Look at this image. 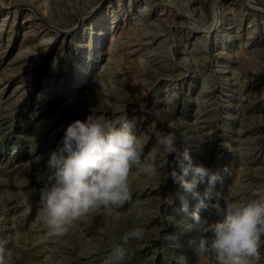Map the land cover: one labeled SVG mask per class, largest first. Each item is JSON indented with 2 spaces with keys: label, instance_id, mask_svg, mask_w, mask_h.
I'll use <instances>...</instances> for the list:
<instances>
[{
  "label": "rangeland",
  "instance_id": "rangeland-1",
  "mask_svg": "<svg viewBox=\"0 0 264 264\" xmlns=\"http://www.w3.org/2000/svg\"><path fill=\"white\" fill-rule=\"evenodd\" d=\"M10 1L0 0V264H103L136 226L145 236L131 242L124 264H216L213 254L198 257L190 245L200 235L198 226L187 227L197 201L188 194L184 210L175 195L180 186L163 179L171 164L153 177L134 169L130 201L111 215L92 210L62 237L47 234L33 189L43 186L37 176L72 122L123 114L136 122L142 159L156 133L174 131L181 154L220 173L216 189L264 199V0H207L204 9L192 0H94L98 10L76 19L66 40L50 43L56 35L40 21L39 36L25 34L34 25L24 22L27 7L16 13ZM80 1L91 0H65ZM40 4L39 15L60 17L53 0ZM232 7L242 17H229ZM227 17L234 31L224 30ZM200 215L213 219L210 209ZM261 254L264 264V247Z\"/></svg>",
  "mask_w": 264,
  "mask_h": 264
},
{
  "label": "clouds",
  "instance_id": "clouds-1",
  "mask_svg": "<svg viewBox=\"0 0 264 264\" xmlns=\"http://www.w3.org/2000/svg\"><path fill=\"white\" fill-rule=\"evenodd\" d=\"M173 127L174 123H169V128ZM28 139L34 145L35 138ZM176 139L174 131L156 133L155 146L142 159L143 145L134 119L123 114L108 117L93 113L86 120L72 122L37 176L43 186L33 189L39 197L38 214L47 226V234L64 236L94 209L102 208L111 215L114 208L131 200L130 176L134 169L153 177L160 167L171 164L163 179L171 178L180 186L182 191L175 195L183 202L184 210H188V194L197 201L190 213L192 223L187 224L189 229L198 226L200 232L190 241L197 256L211 253L216 264H261L264 199L234 198L232 189H216L220 173L194 165L188 151L179 152ZM173 154L175 159L170 161ZM202 183L206 185L203 193L198 190ZM201 209H210L213 219L202 220ZM169 221L175 223V218ZM144 236L141 226L124 232L103 264H124L134 251L131 242H139Z\"/></svg>",
  "mask_w": 264,
  "mask_h": 264
},
{
  "label": "bare ground",
  "instance_id": "bare-ground-1",
  "mask_svg": "<svg viewBox=\"0 0 264 264\" xmlns=\"http://www.w3.org/2000/svg\"><path fill=\"white\" fill-rule=\"evenodd\" d=\"M47 1V0H46ZM194 1V5L196 4L198 7H200V9H204L205 7V4L207 2V0H192ZM218 1H221V0H218ZM42 2V1H41ZM54 4L56 5L57 7V10H58V13L60 14L58 18H55L52 17L50 14L48 15V18H44L43 16L39 15V10L41 8V4H40V0H11L9 5H12V6H16V13L19 11V7H27V9H25V12L27 11L29 15H27L28 17L26 18V20L24 22H27L29 24H34L28 28L31 29V31L25 33V34H30V36L32 37H37L40 35V33L43 31L42 30V27L40 28V24H39V21L41 23H45L46 26H48V30L46 29V33H48L50 36L53 35H56V37H52L49 39V43L54 41L56 42L57 41V38H64V40H66V38L68 36H70L72 34L73 31H75L76 29H73L72 28V23L76 20V19H84L86 17H88L90 14H91V10L92 13L95 12L96 10L99 9L96 8V4H95V1L94 0H91L89 5H87V1L83 2V1H80L78 2L77 4L75 5H72V4H69V3H66L65 0H53ZM68 2V0H67ZM71 2V1H70ZM89 2V1H88ZM52 3V1H51ZM47 5H45L44 3V7H42V9L46 8ZM235 7V6H234ZM221 7H220V11H221ZM42 11V10H41ZM194 11V10H193ZM219 11V12H220ZM240 10H237V8H231L229 11H228V16L230 17H236L238 18L239 16L242 17V15L239 13ZM44 12V11H43ZM143 13H145V11H142ZM217 12H218V9H217ZM15 14V13H14ZM44 14V13H43ZM199 14V13H198ZM203 14V13H202ZM243 14V13H242ZM193 15V14H192ZM95 16V15H94ZM106 14L104 12V15L103 17L106 18ZM226 18V17H225ZM223 18V19H225ZM228 18V17H227ZM244 18V17H243ZM150 19V18H149ZM176 19H181V17H177ZM183 19V18H182ZM222 19V20H223ZM7 20V18H3V21L5 22ZM229 20V22L231 21L232 23H227L223 28L225 31H231L235 28V24L233 22L232 19H227ZM241 20V19H240ZM181 21V20H180ZM179 21V22H180ZM115 23V22H114ZM157 23L159 25H161L162 23L160 21H157ZM177 23H178V20H177ZM243 23V22H242ZM218 24L219 22L216 23V27H218ZM237 24H238V21H237ZM44 25V26H45ZM215 25V24H214ZM223 25V23H222ZM221 25V26H222ZM153 27V26H152ZM243 27V25L241 24L240 25V28L241 29ZM90 28L93 29V25L91 23L90 27L88 30H90ZM220 28V27H218ZM87 29V28H86ZM84 29V31L86 30ZM213 30L211 31V29H209V31L207 32V38L205 39V44H204V48H207V43H208V46L212 45V43L210 42L211 39H213V34H215V26L212 28ZM87 31V30H86ZM100 31V30H99ZM224 31V32H225ZM234 31V30H233ZM212 32V34H211ZM218 32V31H217ZM84 33V32H83ZM231 33V32H229ZM98 33H96L97 35ZM155 34V33H154ZM85 35V34H84ZM217 35V34H216ZM28 37V35H27ZM32 37V38H33ZM89 37V36H88ZM97 37V36H96ZM218 37V36H217ZM237 38H239L238 36H236ZM90 38V37H89ZM83 40V38H81ZM88 39V38H87ZM90 39H93V37H91ZM151 39V38H150ZM159 39V35L158 34H155L153 37H152V42L153 41H156ZM200 39V38H199ZM198 39L197 41V44H201L202 42ZM82 40L80 42H82ZM149 40V39H148ZM99 41V40H98ZM213 42V41H212ZM210 43V44H209ZM84 44V43H83ZM82 43H78V48L79 49H82L84 47ZM202 45V44H201ZM85 48V47H84ZM49 52V48L45 51V54H43V57L46 56V53ZM156 54V53H155ZM42 57V58H43ZM213 57V56H212ZM199 58V57H198ZM208 58V57H207ZM41 59V58H40ZM215 59V58H214ZM42 60V59H41ZM78 69H82L83 67H81L80 65L76 66ZM109 68V66H108ZM69 74V70L66 71V80H68V75ZM259 79V78H258ZM112 106V105H110ZM89 110V109H87ZM81 111H84V110H81ZM80 112V111H78ZM77 112V113H78ZM86 112V111H84ZM76 114V112H74Z\"/></svg>",
  "mask_w": 264,
  "mask_h": 264
}]
</instances>
